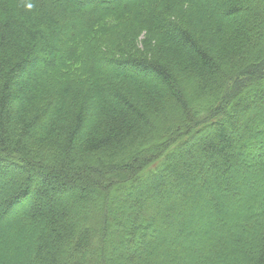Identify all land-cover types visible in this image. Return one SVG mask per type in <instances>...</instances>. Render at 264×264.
Returning a JSON list of instances; mask_svg holds the SVG:
<instances>
[{"label":"trees","instance_id":"trees-1","mask_svg":"<svg viewBox=\"0 0 264 264\" xmlns=\"http://www.w3.org/2000/svg\"><path fill=\"white\" fill-rule=\"evenodd\" d=\"M195 4L234 42L231 63L173 17ZM73 73L108 77L107 90L66 104ZM256 175L264 182V0H0V180L12 183L0 250L17 229L20 264H264V184L243 191ZM224 180L246 201L241 216L211 193ZM169 189L220 232L189 250L177 233L151 246L178 218L193 223ZM113 211L131 218L115 241ZM134 243L152 260H132Z\"/></svg>","mask_w":264,"mask_h":264},{"label":"rangeland","instance_id":"rangeland-1","mask_svg":"<svg viewBox=\"0 0 264 264\" xmlns=\"http://www.w3.org/2000/svg\"><path fill=\"white\" fill-rule=\"evenodd\" d=\"M200 11V13H199ZM206 11H204V8L202 5H198L196 6L193 5L192 7H184V8H180L177 10V12L174 14V18L177 19L180 23L190 26L192 28V30L194 32H196V34L200 35H205L207 36L208 40H211V42H207L209 48L211 49L212 53L214 52V54L216 53L221 59H224V62L226 63H231L228 62L230 61L232 58L231 57H227V53L229 51H232V47L234 45V42L230 39V37L228 36L227 32L224 30L222 32L216 33L215 31L212 30V26L210 23H207L206 18H205V13ZM208 17L212 18L215 17V15H207ZM208 19V18H207ZM199 39L200 37L198 35H196ZM203 38V37H202ZM120 37H118L117 39H113V43L115 44L116 42L120 41ZM205 41V39H204ZM91 77H88V79L86 78H81V76L79 77L78 74H74L73 75H69L67 80L62 81V86L64 87H68V91L69 93L64 97V102H66V104H68V101H72L73 100V95H75V91H78L80 89H84V91H87V96L88 97H96L97 93H99V91L105 92V90H107V83H108V77L106 78L103 75L97 76L98 79H90ZM54 97H57V93L53 92L52 94ZM63 95V94H62ZM59 95V96H62ZM54 103V102H53ZM236 176L235 180L236 181H241V177L238 173H235ZM225 176V173H224ZM211 178L208 177L207 180H210ZM254 183L253 184H243V188L245 192H252L253 193H260L259 191H257V186L255 185L258 183H263L264 182L261 180L260 176H254L253 178ZM226 180H224V185L220 188H218V190H211V193L213 194L214 198L217 199V197H215L216 192L219 191L221 192V194H223V198H219L218 200L220 202H222V204L224 205V207L232 212V215L234 216H241L242 214H244L246 212V205H245V200H239V201H234L230 198L231 195H237L236 191L230 189L229 185L225 182ZM13 182V181H12ZM242 183V182H241ZM7 185H12L11 180H0V191L4 189V186ZM197 187L199 188V191L202 192L204 191L202 185H197ZM246 187V188H245ZM170 194H172L173 199H176L175 193L173 190L169 189L168 191ZM239 192V191H238ZM205 193V191H204ZM125 196V193L123 191H119L117 192V202L120 204L121 200L123 199V197ZM175 197V198H174ZM173 199L169 200V199H165V203L164 205L170 208L175 209V212L179 210L180 208H184L185 210H187V213L189 214V218H191L192 220V225L190 224V227L186 226L185 222L181 219L178 218L177 219V224L174 230H172L173 232H167V234H163L164 232H162L161 234L158 235H153V236H149V243L152 246L154 243L157 242V240L160 238H162L164 240V242H168V240H170L171 238H173V236L177 233L178 235L181 236L183 244L185 245V248L189 250V243H193V244H199V242H197L198 238L195 239L196 235H201L202 238L204 239H208L209 238V233L211 231L215 232V230L217 229L218 232H220L219 227L217 228V226H213V224H215L214 222L208 221L206 216L204 215V213H201V208L200 211H198V213L194 210V208H190L188 206H186V204L184 203V200L178 199V208L176 207V204L173 202ZM208 200V199H207ZM128 209L125 212V215L132 216L135 213V206L133 202H129L128 204ZM194 206L196 207L197 204ZM199 207V206H198ZM206 208V206L204 207ZM203 208V209H204ZM225 209V210H226ZM121 210H124V207L121 206ZM207 213L210 212L208 209L205 210ZM155 212H158L157 210ZM154 212V213H155ZM154 213H148L147 216H143L145 217H153ZM159 214H164V211L159 210ZM20 212L19 209H17V211L15 212L14 215V219H16L17 217H19ZM124 215V216H125ZM122 216V217H124ZM20 218V217H19ZM120 216L118 214L115 213V211L112 212V219H111V240L115 241L119 238V236L121 234L117 233L116 228H119V226H123V227H129L130 228V220L131 218H123L122 220H120ZM12 219L11 221H14V223L17 222V220H19L18 218L16 219V221ZM120 222V225H118V222ZM13 223V224H14ZM213 223V224H211ZM12 224V225H13ZM20 226H25L24 224H22L21 222H19ZM185 224L186 227H183ZM157 225L160 226V223H157ZM213 226V229H212ZM185 228H191L189 232H185ZM17 230V229H16ZM11 231L8 235L6 240H4V246L3 248L0 250V264H20L21 262V256H22V249L20 247H18V245H22L25 246L26 243H19L16 244L14 241V232L16 231ZM164 230V229H163ZM210 230V232H209ZM122 236V235H121ZM123 238H126V236L123 235ZM179 239V238H178ZM196 240V241H195ZM109 240H107V242L104 243L103 246V250L109 254ZM167 246V244H166ZM125 247H118L115 246L114 249V254L115 257H117V254L121 255V252L124 253V249ZM97 249V248H96ZM24 252V251H23ZM151 252V248L146 249L145 251H141L138 249V246L136 243H134V247H133V251H132V260H134L135 262L139 261L140 259H149L152 260V254ZM117 258H120L117 257ZM169 258V257H168ZM118 262H122V263H126L125 258H123L122 260L117 259ZM160 261V259H159ZM162 262V261H161Z\"/></svg>","mask_w":264,"mask_h":264}]
</instances>
